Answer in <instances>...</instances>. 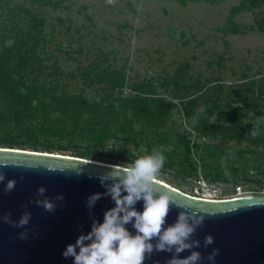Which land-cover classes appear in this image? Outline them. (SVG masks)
Masks as SVG:
<instances>
[{
  "label": "rangeland",
  "instance_id": "rangeland-1",
  "mask_svg": "<svg viewBox=\"0 0 264 264\" xmlns=\"http://www.w3.org/2000/svg\"><path fill=\"white\" fill-rule=\"evenodd\" d=\"M239 2L0 0V32L6 46L21 39L22 49L33 48L26 54L32 57L30 69L38 75L33 80L37 85L55 86L67 95L99 102L106 88L102 78L113 72L125 78L115 95L172 103L157 128L147 120L138 122L131 110L126 120L122 113L111 115L115 124L125 120L124 132L117 134L120 140L104 143L96 157L99 162L121 165L143 150L163 146L167 153L174 149L180 155L172 167H163L158 180L187 193L201 178L217 187L220 198L233 195L236 186L242 189L237 195L246 196L243 191L264 189V144L257 148L258 154L248 152L255 147L226 133L229 121L220 116L226 117L228 110L218 112L214 106L230 104L236 109L247 97L256 98L258 87L264 91V5L231 14ZM18 7L37 15L41 26L30 29L26 21L14 20L11 9L17 13ZM36 58L39 63L34 62ZM261 95L258 103H264ZM0 114V137L8 132L15 135L16 123L2 104ZM52 114V119L58 117V112ZM39 118L35 114L21 123L36 128ZM243 120L256 123L253 112ZM206 126L213 129V136L202 134ZM125 136L134 138L137 145ZM155 136L161 142H152ZM184 139L190 141L188 153ZM52 140L55 148L68 143L57 136ZM72 144L85 145L78 140ZM220 150L223 154L216 153ZM216 173L224 179H215Z\"/></svg>",
  "mask_w": 264,
  "mask_h": 264
},
{
  "label": "water",
  "instance_id": "water-1",
  "mask_svg": "<svg viewBox=\"0 0 264 264\" xmlns=\"http://www.w3.org/2000/svg\"><path fill=\"white\" fill-rule=\"evenodd\" d=\"M29 165L35 170H26ZM116 166L61 153L0 147V171L6 177L5 182L0 183V216L10 212L11 218L17 221L25 210L31 213L26 226L27 240L17 238L24 229L0 222V264H72L71 257L65 259L62 255L66 246L74 244L81 232H89L93 220L102 222L104 211L114 207L106 195L96 202L91 213L85 202L92 194L105 193L99 177ZM76 172L80 174L76 175ZM7 179H15L16 185L13 191L4 193ZM156 183L161 192L172 195L175 205L181 206H170L165 227L175 221L179 211L196 212L205 217L193 237L201 245L194 250L205 258L201 264H210L206 257L213 249L219 250L214 264H264V203L251 201L248 195L206 200L160 180ZM41 186L45 187V195L50 200L57 195L64 197L63 201L57 202L53 213L35 203L28 204L30 199L37 198L36 192ZM21 205H27V208ZM135 207L137 211H143L142 201ZM126 227L134 233L131 225ZM207 235L213 237L214 243L204 247ZM180 255L185 257L189 253L185 251ZM170 256L167 252H154L144 264H166Z\"/></svg>",
  "mask_w": 264,
  "mask_h": 264
},
{
  "label": "trees",
  "instance_id": "trees-1",
  "mask_svg": "<svg viewBox=\"0 0 264 264\" xmlns=\"http://www.w3.org/2000/svg\"><path fill=\"white\" fill-rule=\"evenodd\" d=\"M175 1L184 4L186 1L194 0ZM207 1L213 3L216 0ZM262 5H264V0H240L239 4L232 8L231 14L235 15L242 11H249ZM15 9L17 13L14 12V9H11V16H15L14 20L19 18L20 22L26 21V26L30 29H37L38 26H41L42 21L29 9L24 7ZM20 40L6 46L5 36L0 32V105L5 106V109L10 112L12 120L16 123V130H18L15 135H11L9 132L4 133L0 137V147L3 144L4 147L9 148H28L49 153H53V151L71 152L72 156L98 161L96 157L99 156V150L104 147L105 142L110 139L116 141L122 138H118L117 134L124 132L128 110H131L138 122L147 120L148 125L156 128L162 124V121L171 111L172 103H167L161 99H149L138 95L128 97L115 95L116 90L122 89L124 86L125 78L119 74L112 75L113 72L104 75L102 78L106 88L103 89L105 90L103 99L99 102H88L80 95H67L64 91L57 90L55 86L48 87V89L42 84L37 85L33 80H36L38 75L30 69L34 67L32 57L26 54L28 50L32 52L33 48L22 49L18 45L21 42ZM34 62L39 63V60L36 58ZM261 93H264V91L261 87H258L256 98L247 97L243 105L236 109H231L230 104L214 105L219 110L218 112H221V109H226L230 114L229 116L227 114L226 117L220 116L222 121H229L226 130L229 137L237 141L247 140L250 146L255 147V149H248V152L253 154H258L257 148L262 147L264 144L262 137L264 122L259 126L260 132L252 137L250 132L255 129L256 123L244 122L243 118H247L250 112H253L255 122L258 117L264 116V103H258V101L261 102L263 97ZM44 99H48V101L45 102ZM53 112H58V117L52 119L50 115L52 116ZM119 113H122L125 120L120 124H115L111 120V115L117 117ZM35 114L40 117L38 127L33 128L22 124L24 118L31 120ZM0 116L2 115L0 114ZM66 125L70 127H66ZM112 125H114L113 129L110 128ZM202 134L213 136L214 132L213 129L206 126L202 130ZM55 136L60 140L64 138L68 143L66 145L60 143L55 148L52 140ZM124 138L132 140L137 145L134 138L127 136ZM75 140L85 143V145L72 144ZM165 140H162V142L164 143ZM151 141L161 142L157 140V136L152 138ZM184 146L187 153L191 151L190 141L184 139ZM216 153L223 154V150L216 151ZM165 155L167 156V163L164 166L170 168L173 166V160L180 153L172 149V152L167 153L165 151ZM200 160L203 161V158ZM186 174L193 175L197 173L187 171ZM214 178L224 179L221 173H216Z\"/></svg>",
  "mask_w": 264,
  "mask_h": 264
},
{
  "label": "clouds",
  "instance_id": "clouds-1",
  "mask_svg": "<svg viewBox=\"0 0 264 264\" xmlns=\"http://www.w3.org/2000/svg\"><path fill=\"white\" fill-rule=\"evenodd\" d=\"M126 91H129L126 89ZM264 116L257 118L256 126L250 132L252 137L258 134ZM163 146L154 147L150 151L143 150L136 158L124 164L113 167L109 173L99 177L105 193L90 195L85 206L91 213L96 202L106 195L111 198L114 207L104 211L102 222L93 220L90 231L81 232L74 244L66 246L62 253L65 259L71 257L72 264H144L154 252L170 253L166 264H201V253L194 249L199 248L200 242L193 237L196 229L202 226L205 217L196 212L179 211L175 221L165 227L170 206L175 205L173 197L168 192H161L156 181L163 174V167L167 163ZM7 166V165H4ZM26 170H35L27 166ZM48 171H55L48 169ZM79 175V172L75 173ZM23 180V176L20 177ZM6 180L5 174L0 171V183ZM15 179H7L4 184V193L14 190ZM46 189L41 186L37 189L36 199H30L28 204L35 203L48 213L56 211L57 202L63 201V195L49 199L45 195ZM248 198L257 203H264V194L249 192ZM142 201L143 211H137L136 204ZM181 207L180 205H175ZM27 208V205H21ZM11 213L0 216V222L13 228H22L17 238L28 239L27 225L31 220V213L25 210L17 221L11 218ZM128 225L134 229L129 231ZM33 235L35 232L33 231ZM204 247L214 243L213 237H204ZM187 251L189 255L181 257ZM218 249H213L206 257L210 264H214Z\"/></svg>",
  "mask_w": 264,
  "mask_h": 264
},
{
  "label": "built area",
  "instance_id": "built-area-1",
  "mask_svg": "<svg viewBox=\"0 0 264 264\" xmlns=\"http://www.w3.org/2000/svg\"><path fill=\"white\" fill-rule=\"evenodd\" d=\"M196 185L192 188L191 191L187 192V194L201 198L206 200H218V199H228L231 197L238 196L237 194L242 191L240 186H236L233 195H230L226 198H220L219 195H217V187L215 185H211L210 183H207V181H204V179H198L195 181ZM246 193H249L250 191H243ZM261 194H264V189L260 190Z\"/></svg>",
  "mask_w": 264,
  "mask_h": 264
},
{
  "label": "bare ground",
  "instance_id": "bare-ground-1",
  "mask_svg": "<svg viewBox=\"0 0 264 264\" xmlns=\"http://www.w3.org/2000/svg\"><path fill=\"white\" fill-rule=\"evenodd\" d=\"M164 183V182H163ZM240 192H242V191H240ZM236 197V196H235Z\"/></svg>",
  "mask_w": 264,
  "mask_h": 264
}]
</instances>
